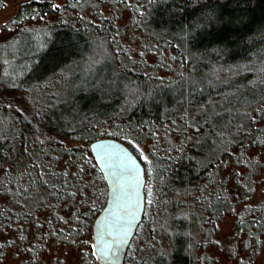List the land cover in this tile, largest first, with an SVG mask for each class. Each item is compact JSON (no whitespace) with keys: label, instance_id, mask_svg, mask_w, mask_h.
I'll use <instances>...</instances> for the list:
<instances>
[{"label":"trees","instance_id":"16d2710c","mask_svg":"<svg viewBox=\"0 0 264 264\" xmlns=\"http://www.w3.org/2000/svg\"><path fill=\"white\" fill-rule=\"evenodd\" d=\"M9 9L0 22V264H102L91 226L107 188L89 149L101 138L123 143L144 168V214L122 264H220L204 241L225 216L252 242L227 260L264 254V190L254 197L259 183L248 175L255 150L264 160V0H0V14ZM86 10L95 22L80 17ZM123 10L141 44L173 54L172 75L131 69L130 52L115 47L129 43ZM42 32L49 45L20 56L15 45H37ZM94 42L108 48L109 84L42 103ZM34 59L23 78L15 62ZM170 202L192 217L162 246L150 221Z\"/></svg>","mask_w":264,"mask_h":264},{"label":"rangeland","instance_id":"374dc122","mask_svg":"<svg viewBox=\"0 0 264 264\" xmlns=\"http://www.w3.org/2000/svg\"><path fill=\"white\" fill-rule=\"evenodd\" d=\"M11 9V7H10ZM10 9L7 11L5 10L4 13L0 14V22L4 21L6 16H9ZM105 14V11H102ZM123 17L119 19V28L122 34L126 35V39L128 40V44L123 45H115L117 49L126 48L129 56H127V61L131 66V69L135 70L138 69L143 73L154 72L157 73L159 76L163 75H172V72L176 70L175 59L173 54L168 51L167 49H163L159 46L141 44L139 37L134 32H130V29L126 25L128 15L123 10L122 11ZM80 17L84 19H88L89 21H94L95 19L92 16V13L89 10H86L81 13ZM97 22V21H96ZM50 32H42L41 39H39V44H16L15 48L20 49V56L25 57L26 53L34 51V49L41 50L42 46H47L49 44H44V39L46 36H49ZM32 34L28 33L25 38L24 42L30 41L33 39ZM29 38V40H28ZM3 40V38L1 37ZM143 42V41H142ZM41 43V44H40ZM82 54H84V59L80 61L77 65H75L68 73L69 77L66 79L64 85L60 87H56L57 89L53 91L51 94L40 95V99H42V103L50 104L51 108L56 106L62 105L67 100V94L75 93L81 87L87 86L89 88L95 89V87H100L102 85H108L109 82L105 80V77H108L109 74H112L111 66L112 60L108 54V48L106 44H100L94 42L93 44H88L86 47L82 45L80 50ZM32 54V53H31ZM29 54V55H31ZM17 59V58H16ZM15 59V60H16ZM37 60L27 61L24 63H16V70H23L25 68V73L23 74V78L30 77L28 71L31 70L33 63ZM141 65L139 66L138 64ZM116 67V66H115ZM167 71L169 73H167ZM167 73V74H166ZM25 77V78H26ZM80 78L74 85L71 87L72 84L70 83L72 80ZM223 80L222 77L218 78ZM65 93H63V91ZM254 157H256L255 167L250 171L248 170L249 174L253 179L259 183L258 189L255 190L254 197L260 196V190H264V160L262 155L259 153V150H255L253 153ZM144 155V154H143ZM142 155V156H143ZM258 162H261L260 164ZM245 170V168H243ZM244 177V174H239L238 177ZM256 199L253 198V201L250 202L248 206H252L255 204ZM171 202L169 205L162 206L160 212H158L157 216L151 218V226H153L154 230L156 231L155 236L156 238L160 239L162 246H166L168 239L170 237V233L177 231L175 228V224L181 219H189L191 213L188 210L183 209H169ZM176 229V230H175ZM215 232L214 236L212 237L213 243L211 244L208 239L205 242V251L208 249L211 250H219L221 254L220 264H236L235 260H227L226 255L229 252H233L234 254H238L241 251L242 245L247 244V246H252L251 238L249 236L245 237L244 231L241 233H237L234 227V218L225 216L222 219L218 220L215 224ZM245 237L244 240L242 238ZM200 250L199 252H201ZM213 256L218 255V253L213 251L211 253ZM261 257H264V254L261 253ZM75 258V257H74ZM70 262V260H67ZM252 261V259L250 260ZM254 262V261H253ZM253 264H260L259 260L257 259Z\"/></svg>","mask_w":264,"mask_h":264},{"label":"water","instance_id":"95a60500","mask_svg":"<svg viewBox=\"0 0 264 264\" xmlns=\"http://www.w3.org/2000/svg\"><path fill=\"white\" fill-rule=\"evenodd\" d=\"M101 144L108 148L110 151L127 150V153L131 157L135 158V164L129 160L125 166H131L134 169H138L130 176L123 178L119 190L113 185L112 175L109 169L105 167L93 145ZM116 146H119L116 148ZM90 152L99 168L105 183H106V199L103 208L94 218L91 226L92 245L97 243L96 232L97 230H103L106 225H112L115 221L121 220L122 209H128L135 212V219L132 220V226L128 229V234L124 238V242L119 244L118 248L110 250V254L101 257V254L93 248L96 258L102 264H122L127 252V249L136 233L139 224L142 221L145 198H144V187H145V174L144 168L141 161L135 156V154L123 143L112 138H101L92 141L89 145ZM135 205V207H133ZM127 227L125 223L123 225Z\"/></svg>","mask_w":264,"mask_h":264},{"label":"snow or ice","instance_id":"6c2138e0","mask_svg":"<svg viewBox=\"0 0 264 264\" xmlns=\"http://www.w3.org/2000/svg\"><path fill=\"white\" fill-rule=\"evenodd\" d=\"M52 7H59V5L53 4ZM8 23L9 22H5V27H8ZM11 23H15V21H11ZM7 106L10 107L11 104ZM259 110L264 111V109ZM31 111L33 112V117L39 114L34 109ZM132 143L137 149H139L140 146L135 140H132ZM93 147L98 154L102 153V155H99L98 158L104 162L105 167L109 169V172L112 175L113 185L117 188V190H119L124 177L130 176L134 172L138 171V169H134L131 166H125L129 160L132 162V164H135V158L131 157L130 154L127 153V150L110 151L101 144L93 145ZM118 147L119 146H116V148ZM144 159L147 160L148 157L145 156ZM40 174L43 175L42 170ZM133 207H135V205H133ZM133 219H135L134 211L122 209L121 220L115 221L110 226L106 225L103 230H97V243L92 245V247L101 254V257L110 254L111 249L118 248L119 244L124 242V238L128 234V229H130L132 226ZM125 223L127 224V227L123 226ZM257 259L259 260L260 264H264V257L258 256Z\"/></svg>","mask_w":264,"mask_h":264}]
</instances>
